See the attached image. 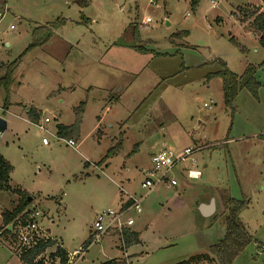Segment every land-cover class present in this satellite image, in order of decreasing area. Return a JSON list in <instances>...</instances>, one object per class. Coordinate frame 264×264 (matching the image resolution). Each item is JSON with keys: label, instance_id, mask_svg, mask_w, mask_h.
Listing matches in <instances>:
<instances>
[{"label": "rangeland", "instance_id": "374dc122", "mask_svg": "<svg viewBox=\"0 0 264 264\" xmlns=\"http://www.w3.org/2000/svg\"><path fill=\"white\" fill-rule=\"evenodd\" d=\"M6 1L0 78L10 65L13 74L7 91L0 87V155L13 167L10 185L30 193L37 226L70 255L90 237L96 215L117 212L134 196L142 211L128 214L140 238L128 246L134 264H177L224 236L225 200L245 201L238 219L252 242L235 264H264V50L237 14L262 1L214 0L213 7L200 0L195 8L192 0H78L84 7L76 0ZM40 27L53 36L26 51ZM219 61L238 76L256 66L257 95L242 89L226 107L221 80L210 76L221 70ZM82 103L71 148L57 125H73ZM31 109L39 112L35 124ZM191 134L202 149L172 171L177 186L141 190L161 147L195 148ZM191 169L199 179L186 178ZM211 200L214 216L202 217L199 203ZM18 202L16 193L0 191V264H21L14 231L7 234L2 221ZM107 239L72 264L120 255L108 252Z\"/></svg>", "mask_w": 264, "mask_h": 264}, {"label": "trees", "instance_id": "16d2710c", "mask_svg": "<svg viewBox=\"0 0 264 264\" xmlns=\"http://www.w3.org/2000/svg\"><path fill=\"white\" fill-rule=\"evenodd\" d=\"M200 0H192L191 6L195 8ZM80 7L86 6V2L75 1ZM238 16L242 20H251L250 28L253 29L255 33L258 34V45L264 50V14L259 13L255 8L251 11L246 9H240L237 11ZM53 36L52 29H46L40 27L36 30L32 36V43L26 49L30 51L38 46L45 44ZM133 40L139 43L138 35L133 32ZM25 51V52H26ZM241 52H245L241 48ZM221 65V70L211 74L210 76L218 77L222 82V93H223V103L226 107L231 108L232 102L238 94V91L246 89L252 96L257 95L259 89V83L255 80L254 76L257 70L256 66L248 64L244 72L238 76L230 72L222 61H219ZM13 74V65L7 67L6 72L3 77L0 78V87H3L7 91L9 85H11V76ZM84 108L82 103L75 110V121L73 125L65 127L62 125L57 126V135L77 137L79 133V125L81 122V114ZM7 109V104L3 106V110ZM28 118L34 124L39 119V112L35 110H28ZM13 171V167L0 155V191H10L16 193L20 197V201L17 206L12 211H7L2 215V221L5 225V232L10 234L7 230L8 226H11L14 230L17 219L22 215V218L28 213L27 207L30 202L26 201L28 195L20 192L19 189H11L9 187L10 175ZM245 201H235L228 199L226 202L227 214L225 217V235L216 244L209 247L208 254L196 255L191 257L189 260L184 261L179 264H197L200 262H214L217 264H232L236 257L242 253L252 242L251 237L239 222L238 213L243 209ZM124 245L130 246L137 242V234L129 233L125 230L122 234ZM56 244L54 240H47L45 243L40 242L32 249L23 252L19 255V260L21 264H34L38 256H41L47 249L53 247ZM91 244L90 238H88L82 245L83 248H87ZM51 257H57L59 259V264H66L67 254L60 247L55 248L54 254ZM41 264V263H36ZM103 264H124L122 261L110 260Z\"/></svg>", "mask_w": 264, "mask_h": 264}, {"label": "built area", "instance_id": "2783aa9c", "mask_svg": "<svg viewBox=\"0 0 264 264\" xmlns=\"http://www.w3.org/2000/svg\"><path fill=\"white\" fill-rule=\"evenodd\" d=\"M150 3H155L154 0H150ZM214 7L216 3L214 0L211 1ZM146 23H149V19H146ZM12 29V27H10ZM212 103L204 104V108H210ZM44 124L49 122L48 118L43 120ZM41 131H46V129L37 124ZM264 137V134L262 135ZM65 145L68 147H75L76 143L73 139H67L64 141ZM42 144L47 146L48 141L42 139ZM201 147L186 148L182 151H173L171 149L162 146L161 149L152 158V167L147 172L143 181L140 183V189L146 191V193L152 192L157 186L165 185L167 187H176L177 182L175 179L171 178V173L176 166L183 162L187 157L192 155L194 152L201 151ZM201 173L199 170H188L186 171V178L191 180L199 179ZM140 201L134 196H127L125 203L121 206L119 211L114 212L111 210L104 211L95 216L94 223L92 226V231L90 235L91 244L99 241L102 235L108 231H114L121 235L125 230L129 231L134 225L133 219L128 215L130 211L135 214H141ZM28 213L22 218V215L18 217L17 224L14 230L11 227V231H14V235L17 241V253L20 255L33 247H35L40 242H46L51 240L49 235L40 229L36 224V219L39 217L38 212L35 210H27ZM85 248L81 247L79 250L74 251L67 256L66 264H72L73 260H80L85 254ZM36 263H47V258L45 252L36 258L33 262Z\"/></svg>", "mask_w": 264, "mask_h": 264}, {"label": "crops", "instance_id": "0c3cea01", "mask_svg": "<svg viewBox=\"0 0 264 264\" xmlns=\"http://www.w3.org/2000/svg\"><path fill=\"white\" fill-rule=\"evenodd\" d=\"M262 1V5H259V6H254L257 10H258V12L259 13H263V9H264V0H261ZM7 1L6 0H2V3H6ZM247 5H251V4H247ZM243 7H238L237 8V11L239 10V9H242ZM239 17V16H238ZM245 20H242V19H239V23L240 24H243L244 25V28H245V26H246V24H250L251 23V20H247L248 21V23H245L244 22ZM249 27H250V25H249ZM248 30H249V32L248 33H250V34H252L253 36H254V38L257 40V42H258V36L256 35V33L253 31V29H251V28H248ZM225 64V63H224ZM103 68H106V69H111V68H109L108 66H106V65H104L103 66ZM236 75V74H235ZM60 125V124H59ZM62 126H65V127H69L68 125H64V124H61ZM58 126V125H57ZM189 137H190V139H191V141L193 142V143H195V145H197V147H201L202 148V144H201V141H197V140H194L193 139V135L191 134V135H189ZM74 140V139H73ZM163 146H165V145H163ZM186 148H188V147H186ZM185 148V149H186ZM194 170H196V169H194ZM11 181V180H10ZM10 181H9V187L11 188V189H14V187H12L11 185H10ZM16 189V188H15ZM17 189H19V188H17ZM20 190V192H22V193H25V194H27L28 195V197H30V193L29 192H27V190H22V189H19ZM20 196V195H19ZM18 196V200L20 201V197ZM31 201H32V198H31ZM30 201V202H31ZM226 202H227V200H225V204H226ZM19 203V202H18ZM17 203V204H18ZM125 203V201H122L121 202V206L123 205ZM214 203H215V201H214ZM17 204H16V206H17ZM207 205L208 204V201H201L200 203H199V205ZM30 205V204H29ZM15 206V207H16ZM27 210H30L28 207H27ZM225 211L227 212V210H226V205H225ZM215 212H216V209L214 210V213L211 215V216H209V217H205V218H210V217H213L214 216V214H215ZM129 233H132V234H137V244H139L140 243V238H139V233L136 231V230H133V228H130V230L128 231ZM224 235H225V233H224ZM224 237V236H223ZM222 237V238H223ZM90 238V237H89ZM102 238H108L107 240H109V242L107 243V250H108V252L109 253H112L113 251L114 252H116V253H118V254H120V255H116V256H111L110 255V257H112L111 259L110 258H108L106 261H104V262H102V264L103 263H105V262H107V261H110V260H117V261H122V262H124L125 264H134V260L137 258L136 256H137V254H132L131 252H130V248L127 246H125L124 245V242H123V236L122 235H119L118 233H116V232H114V231H108L107 233H105L104 235H102L101 236V239ZM221 238V239H222ZM220 239V240H221ZM220 240H218L217 242H219ZM216 242V243H217ZM95 243H97V242H95ZM216 243H214V244H216ZM93 244V243H92ZM214 244H212V245H214ZM212 245H209L208 246V250H209V247L210 246H212ZM57 246H60L61 248H62V246L61 245H59V244H55L53 247H51V248H49V252H50V254H54V252H55V248L57 247ZM91 246V244L86 248V250H85V253L87 252V250H88V248ZM63 249V248H62ZM48 250V249H47ZM64 250V249H63ZM207 250V251H208ZM65 251V250H64ZM66 252V251H65ZM66 254H67V256L69 255L67 252H66ZM205 254H208V252L207 253H201V254H196V255H205ZM243 254V252L242 253H240L237 257H236V259L232 262V264H235L236 263V261L238 260V258L241 256ZM196 255H194V256H196ZM194 256H191V257H194ZM190 257V258H191ZM190 258H188V259H185V260H181V262H179V263H182V262H184V261H187V260H189ZM140 259V258H139ZM179 263H177V264H179ZM52 264H59V259L57 258V257H52ZM197 264H217V263H214V262H200V263H197Z\"/></svg>", "mask_w": 264, "mask_h": 264}, {"label": "water", "instance_id": "95a60500", "mask_svg": "<svg viewBox=\"0 0 264 264\" xmlns=\"http://www.w3.org/2000/svg\"><path fill=\"white\" fill-rule=\"evenodd\" d=\"M6 129V124L4 121L0 120V134H2ZM26 201L30 202L31 197H27ZM215 203L214 200H211L207 205H201L199 207V213L202 217H209L214 213ZM8 231H11V226L7 227Z\"/></svg>", "mask_w": 264, "mask_h": 264}]
</instances>
